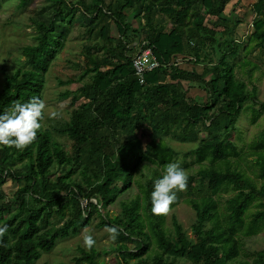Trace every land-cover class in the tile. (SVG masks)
Returning a JSON list of instances; mask_svg holds the SVG:
<instances>
[{"label": "trees", "instance_id": "16d2710c", "mask_svg": "<svg viewBox=\"0 0 264 264\" xmlns=\"http://www.w3.org/2000/svg\"><path fill=\"white\" fill-rule=\"evenodd\" d=\"M5 1L0 0V8ZM231 1L44 0L31 19L34 43L20 49L22 66L12 73L2 69L0 113L16 101L43 99L45 74L75 24L83 27L88 43L83 45L84 60L72 63L81 72L78 80L60 82L77 85L62 95L71 96L74 106L68 120L52 130L42 125L22 151L0 146V186L8 180L17 184L7 198L0 190V226H8L0 264H34L58 240L87 226L93 215L97 227L121 230L115 241L119 248L111 247L118 264H264V249L251 260L239 259L237 238L264 229V210L244 222L252 202L264 198V167L258 168L256 177L262 182L257 188L252 177L234 167L239 161H230L239 157L231 136L246 103L259 107L253 110L252 125L264 111L256 88L237 78L231 62L251 42L264 54V0L251 7L255 17L244 45L235 36L242 20L224 15ZM136 20L144 23L134 25ZM140 47L151 48L160 63L142 82L131 62ZM195 86L205 92V100L185 95ZM203 132L205 139L197 142ZM53 134L70 140L71 150ZM150 134L156 139L142 141ZM164 137L196 144L185 155L194 156L199 165L210 163L187 174L194 238L174 217L173 228L164 231L165 215L151 212L154 180L177 156ZM263 137L257 147L263 146ZM143 167L152 168L143 198L121 202L120 212L110 216L108 206L131 189ZM196 183L208 192L200 199L190 197ZM228 188L235 193L226 200L227 215L220 220L213 195ZM180 199L177 195L170 209ZM152 245L156 250L150 255ZM78 252L75 264H102L94 247Z\"/></svg>", "mask_w": 264, "mask_h": 264}, {"label": "rangeland", "instance_id": "374dc122", "mask_svg": "<svg viewBox=\"0 0 264 264\" xmlns=\"http://www.w3.org/2000/svg\"><path fill=\"white\" fill-rule=\"evenodd\" d=\"M21 0H7L1 4L0 8V82L2 81V69L5 68L8 73H12L16 68L22 66L24 57L21 54V47L25 45H31L34 43V27L31 25V19L35 18L44 4V0H30L27 4L20 3ZM256 0H236L231 1L225 11L224 15L229 18L234 16L242 20V23L236 27L235 36L246 43L248 36L252 32V21L254 15L252 14L251 7ZM239 4V5H238ZM134 25H142L143 20L133 21ZM86 33L83 27L79 24H75L72 31L67 37L66 44L57 58L50 65L47 73L45 74V82L43 88V100L46 103L44 110L43 127L52 130L53 127L58 126L64 121H67L71 110L70 105L71 96L62 98L65 91H73L76 88V84H63L69 78L78 80L81 72L78 69H74L72 63L82 62L83 57V45L87 44ZM90 41V40H89ZM245 42V43H244ZM242 45V46H243ZM240 48L236 57L231 59V62L235 65V71L237 78L243 80L248 88L254 86L256 88V97L260 101H264V54L261 53L254 42L248 43L247 48ZM180 66V65H179ZM183 67V66H180ZM197 71L201 70V66H194ZM184 68V67H183ZM192 65L189 66V69ZM187 97H201L205 100V92L198 87L190 88L185 94ZM247 106L243 109L236 122V129L232 133L231 140L237 148L239 157L230 158L233 163L239 161V164L234 166L240 173L252 177L257 188L261 185V180L258 179V168L264 167V144L257 147L261 143V136L264 135V111L261 112L260 117L257 119L254 125L250 120L253 115L254 109H259L258 106H252L250 102L246 103ZM60 112V116L57 118H50V113ZM54 138L63 144L66 151L71 150L72 142L66 137H61L53 134ZM197 142L205 139V134L199 133ZM156 136L150 134L142 139L146 142L152 140ZM163 141L171 146L176 152L177 156L173 162L181 164L186 174L196 173L200 167H209V161H204L201 165L195 162L194 156H186L185 153L191 148H194V143H180L170 137H164ZM264 141V137H263ZM257 159V160H256ZM241 160V161H240ZM255 162L259 165L256 167ZM152 168L143 167L135 176V182L131 189L126 193L119 196V198L108 206L107 210L110 216L117 215L121 210V202H126L134 199L135 197L143 198L142 189L147 178L150 177ZM17 184L8 180L3 186H0V190L4 193L5 197H9L11 190L15 189ZM207 190L198 183L193 185L190 197L200 199L207 194ZM235 191L228 188L224 191H219L213 198L217 202V212L222 217L227 215L226 200L234 195ZM180 196V202L170 209L169 213L164 216L162 228L164 231H169L173 228L172 217L181 225L186 232L188 238H194L191 230V226L195 220V212L191 206L186 202L189 195L186 190L177 193ZM86 203L83 202V206ZM262 204V205H260ZM264 210V198H256L249 206L248 211L245 214L244 222L249 223L252 219V214L256 211ZM98 219L95 215L88 223V227L97 243L94 249L98 253L97 258L102 264H118L115 252L112 251V246L116 247V242H112L108 239L107 234L104 232V227H97ZM85 227H82L77 233L70 234L68 237L58 240L54 248L48 253H42L39 260L34 264H75L73 258L79 255L78 249H86L81 240V231ZM207 227H211L207 224ZM238 241L239 247V259L251 260L253 259V253L264 249V229L257 234L250 237H243L239 235ZM132 245V243H127ZM119 247H116L118 249ZM156 250L152 245V249L149 254ZM150 254V255H151ZM135 262V259L129 261ZM84 264V263H82ZM189 264V263H184Z\"/></svg>", "mask_w": 264, "mask_h": 264}, {"label": "clouds", "instance_id": "9594fccd", "mask_svg": "<svg viewBox=\"0 0 264 264\" xmlns=\"http://www.w3.org/2000/svg\"><path fill=\"white\" fill-rule=\"evenodd\" d=\"M46 103L39 97H32L26 102L16 101L10 108L0 113V146L24 150L32 144L41 121L44 119ZM60 112L50 113V118H57ZM187 174L178 162L168 163L160 178L154 180L151 192V212L153 215H167L171 205L177 199V193L187 189ZM86 216L87 213L85 212ZM8 232V226H0V244ZM104 232L110 241L115 242L121 230L114 225H105ZM83 246L91 250L97 243L92 231L85 227L81 231Z\"/></svg>", "mask_w": 264, "mask_h": 264}, {"label": "built area", "instance_id": "2783aa9c", "mask_svg": "<svg viewBox=\"0 0 264 264\" xmlns=\"http://www.w3.org/2000/svg\"><path fill=\"white\" fill-rule=\"evenodd\" d=\"M131 62L134 74L141 82L144 74L158 68L160 65L149 47H140Z\"/></svg>", "mask_w": 264, "mask_h": 264}]
</instances>
